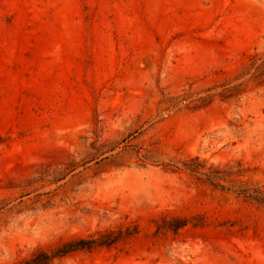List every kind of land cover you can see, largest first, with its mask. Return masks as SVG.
I'll return each mask as SVG.
<instances>
[{
  "label": "rangeland",
  "instance_id": "rangeland-1",
  "mask_svg": "<svg viewBox=\"0 0 264 264\" xmlns=\"http://www.w3.org/2000/svg\"><path fill=\"white\" fill-rule=\"evenodd\" d=\"M0 264H264V0H0Z\"/></svg>",
  "mask_w": 264,
  "mask_h": 264
},
{
  "label": "trees",
  "instance_id": "trees-1",
  "mask_svg": "<svg viewBox=\"0 0 264 264\" xmlns=\"http://www.w3.org/2000/svg\"><path fill=\"white\" fill-rule=\"evenodd\" d=\"M199 158L198 156L191 158L189 161H184L182 162V166H179L178 164H172L173 169L174 170H180V169H186V170H190L192 172L195 173H200V174H204L208 177L209 180H211L215 185L220 186L222 188H225L224 184H221L220 182H218L217 180H225L226 176H216L212 171L209 172H204L202 169V164L200 162H198ZM197 161V163H193ZM242 194L244 193L246 196H253L255 199H257L258 196H255L252 192H250L249 189H244L241 192ZM263 200V199H262ZM65 252H67L68 250H63Z\"/></svg>",
  "mask_w": 264,
  "mask_h": 264
}]
</instances>
